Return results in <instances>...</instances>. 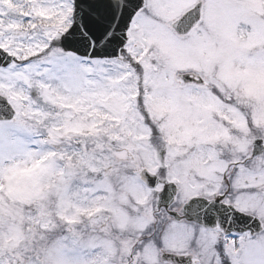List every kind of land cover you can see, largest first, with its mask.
Instances as JSON below:
<instances>
[{
  "label": "snow or ice",
  "instance_id": "1",
  "mask_svg": "<svg viewBox=\"0 0 264 264\" xmlns=\"http://www.w3.org/2000/svg\"><path fill=\"white\" fill-rule=\"evenodd\" d=\"M0 264H264V0H0Z\"/></svg>",
  "mask_w": 264,
  "mask_h": 264
}]
</instances>
